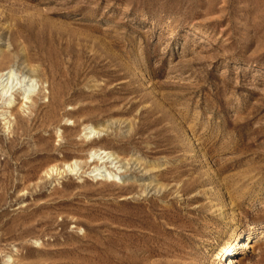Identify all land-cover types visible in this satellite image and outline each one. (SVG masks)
<instances>
[{"label":"rangeland","instance_id":"374dc122","mask_svg":"<svg viewBox=\"0 0 264 264\" xmlns=\"http://www.w3.org/2000/svg\"><path fill=\"white\" fill-rule=\"evenodd\" d=\"M0 53L46 74L0 116V264H227L235 225L264 264V0H0ZM91 148L128 178L62 173Z\"/></svg>","mask_w":264,"mask_h":264},{"label":"bare ground","instance_id":"6f19581e","mask_svg":"<svg viewBox=\"0 0 264 264\" xmlns=\"http://www.w3.org/2000/svg\"><path fill=\"white\" fill-rule=\"evenodd\" d=\"M3 57L6 58L5 54L0 53V67L5 65L8 66L7 68L0 70V116L4 117L9 114L10 117H12L14 114L13 112L17 107L19 110L24 112L25 108L28 110L31 108V106L27 107L28 104L30 105V103H34V105H36L34 94L41 80L38 79V77L40 75L46 74L45 72L40 73L37 69H29L28 71H30L32 74L28 73V71L24 72L23 69H20L15 65V63L10 65V61L5 62ZM5 60H7V58ZM31 113H33V111ZM4 120H7V117L4 118ZM67 121H69L68 118L66 119V122ZM10 124V121L5 123V125ZM83 127L84 136L86 138L93 139L91 144H94L97 139L100 138L99 135L101 131L87 124ZM7 128H9V126ZM62 134L64 135L63 132ZM92 146L94 147L96 145ZM120 160L121 158L112 151L103 150L101 148H91L86 160L75 159L69 162L64 160L65 162H63V164L65 169H63L62 173L69 172L71 174H77L80 170H84L83 168L85 166H90L91 168V165H93L92 169L87 173L90 177L100 179L105 182H124L128 176L123 174L122 167L120 166ZM57 168L55 165L47 167L44 173L45 175H49L54 171H58L59 169ZM259 229L245 233L238 225L229 226L228 236L222 240L220 239L212 248L214 251V259L212 260L213 263L215 261L224 260L226 256L230 255L226 258L224 263L234 264L235 260L232 258V256L237 254V249L234 248V244H237V242L242 239L244 241L240 243L238 249H252V238L255 236L257 237V234L261 233ZM7 261L11 263L15 262L9 255Z\"/></svg>","mask_w":264,"mask_h":264}]
</instances>
